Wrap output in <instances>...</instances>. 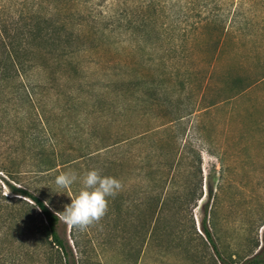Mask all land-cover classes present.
I'll use <instances>...</instances> for the list:
<instances>
[{
	"label": "rangeland",
	"instance_id": "rangeland-1",
	"mask_svg": "<svg viewBox=\"0 0 264 264\" xmlns=\"http://www.w3.org/2000/svg\"><path fill=\"white\" fill-rule=\"evenodd\" d=\"M73 2L71 16L58 17L67 27L81 26L76 45L84 50L77 57L79 70L65 68L63 86L49 90L63 95L40 99L43 119L54 132L51 143L22 96L1 99L6 110L0 115V195L20 198L9 187H25L61 212L81 185L78 180L59 188L56 176L100 169L119 179L122 189L108 198V212L88 229L60 221L59 233L70 244L85 249L91 241L100 264H221L201 233L204 218L222 261L242 264L264 243V0ZM12 4L0 0L2 14L8 15ZM92 30L96 33L89 34ZM34 82L27 75L28 89ZM140 114L146 121L132 125ZM171 119L159 136L131 147L102 148L114 140L118 122H127L125 133ZM52 144L57 166L28 172L49 155ZM183 144L200 156V197L185 204L188 191L179 190L153 214L151 225L145 185L159 178L197 180L190 154L183 165L175 164ZM141 154L153 156L141 164L156 163L159 171L134 170L131 156ZM12 166L19 173L8 176ZM12 221L1 213L0 242L4 248L11 243L16 252L20 242Z\"/></svg>",
	"mask_w": 264,
	"mask_h": 264
},
{
	"label": "trees",
	"instance_id": "trees-1",
	"mask_svg": "<svg viewBox=\"0 0 264 264\" xmlns=\"http://www.w3.org/2000/svg\"><path fill=\"white\" fill-rule=\"evenodd\" d=\"M10 1V0H9ZM97 3H103L106 0H95ZM73 0H13L12 9L8 15L2 14L0 6V115L5 114V106L1 99H14L22 96L25 103L34 112L37 125L41 130L45 141H52L54 132L43 119V106L40 105V99L48 96L58 97L63 95L60 91L49 93V90L59 89L65 83L64 69L69 68L73 72L78 71L79 62L77 57L84 49L78 46V39L83 30L77 24H70L64 18H59L61 13H70V6H73ZM91 4V3H90ZM64 13V14H65ZM69 17V16H68ZM92 29V28H91ZM96 32H90L89 34ZM83 36V35H82ZM33 75L35 82L32 89L26 85L27 75ZM250 84H246L248 87ZM146 116L140 114L135 118L134 124L137 125L146 121ZM174 119L167 122L153 121L147 126L141 127L134 132L122 131L127 127L124 120L116 127L119 130L113 134L114 140L106 147L115 149L131 147L138 144L143 139L151 136H159L166 132V125H171ZM52 136V137H51ZM40 150H45L44 145ZM101 149V148H99ZM98 150V149H97ZM49 155H45V162L39 161L34 164L33 169L28 172L42 174L55 168L58 161V152L55 151L52 144ZM43 154V151H41ZM191 155V164L193 170L191 173L196 176L193 182H177L158 179L150 182L143 188L145 205L149 214V224H154L151 220L153 214L160 212L170 199L177 198L179 190L188 191L185 196V204L194 203L200 196L201 176H200V156L199 153L188 144L181 146L180 152L176 156V165H183L185 154ZM153 156L141 154L131 156L130 162L133 169L140 173L142 168H152L159 171L158 164H141L142 159H150ZM171 163H168L170 168ZM10 170L5 171L9 176L11 173L18 174L17 166H12ZM167 168V169H168ZM166 173H164V176ZM166 177V176H165ZM212 187L207 185V196L209 198ZM13 195L20 198H5L0 195V216L7 212L12 217L16 240L20 242L18 251H13L11 243L5 248L0 242V264H100L98 260V251L96 246L88 240L87 247L81 248L76 241L70 244L64 236L59 233L58 226L60 220L39 197L35 196L27 188L9 187ZM198 191V193H197ZM176 194V196H174ZM17 199V200H16ZM15 201L21 202L26 208L17 207ZM208 201V199H207ZM207 202L203 204V212L206 213ZM16 215V216H15ZM201 233L210 248L221 264H225L217 253V249L212 241L208 227L203 218L200 225ZM242 264H264V243L258 250L244 259Z\"/></svg>",
	"mask_w": 264,
	"mask_h": 264
},
{
	"label": "clouds",
	"instance_id": "clouds-1",
	"mask_svg": "<svg viewBox=\"0 0 264 264\" xmlns=\"http://www.w3.org/2000/svg\"><path fill=\"white\" fill-rule=\"evenodd\" d=\"M79 180L80 188L64 205L61 212H56L58 219L69 227L84 231L98 223L108 212L109 197H115L122 189L119 179L102 174L100 169L85 170L82 175L73 171L61 172L55 178L59 188H70Z\"/></svg>",
	"mask_w": 264,
	"mask_h": 264
}]
</instances>
